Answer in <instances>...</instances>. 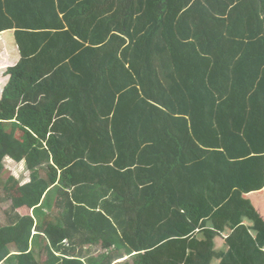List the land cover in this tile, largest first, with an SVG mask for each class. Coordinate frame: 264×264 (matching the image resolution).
Wrapping results in <instances>:
<instances>
[{
  "label": "trees",
  "instance_id": "1",
  "mask_svg": "<svg viewBox=\"0 0 264 264\" xmlns=\"http://www.w3.org/2000/svg\"><path fill=\"white\" fill-rule=\"evenodd\" d=\"M7 31L0 264H106L82 250L106 249V0H0ZM258 198L264 0H107V249L123 264H264Z\"/></svg>",
  "mask_w": 264,
  "mask_h": 264
},
{
  "label": "rangeland",
  "instance_id": "2",
  "mask_svg": "<svg viewBox=\"0 0 264 264\" xmlns=\"http://www.w3.org/2000/svg\"><path fill=\"white\" fill-rule=\"evenodd\" d=\"M6 164V163H5ZM12 171V170H11ZM1 172V170H0ZM26 172V171H25ZM24 169H22L21 166H18V168H15L12 171V174H15L17 177L18 176H22L24 175L25 177V181L28 179V174L26 173L25 175ZM2 178L0 180V184L2 185L5 181H6V176L4 173L1 174ZM1 196H4V192L3 190L0 191ZM57 195L54 191H50L47 196L45 197V199L42 200V212L47 214L49 213V208L48 206H50V209L53 208V211L56 212L58 209L55 206V203L57 202ZM12 206V202L11 201H7V202H3L0 204V225L1 226H5L6 224H8V214L7 212L9 211L10 207ZM31 215L33 217L39 218V216H37V214H35L36 212L32 209L31 210ZM118 246L107 249V255L111 254L112 252H117V250L121 251L124 253L125 257L122 260H118L115 261L113 264H123L125 262V259L128 260L129 259V255H127L126 249L125 248H121V249H117ZM83 250V256H84V261L86 263H88L90 261V259H94V260H98V261H102L104 259V257H106V249L101 248L100 246L94 244V245H84V247H82ZM38 253V252H37ZM37 258L39 259L38 254L36 255ZM2 264H8V263H2Z\"/></svg>",
  "mask_w": 264,
  "mask_h": 264
},
{
  "label": "crops",
  "instance_id": "3",
  "mask_svg": "<svg viewBox=\"0 0 264 264\" xmlns=\"http://www.w3.org/2000/svg\"><path fill=\"white\" fill-rule=\"evenodd\" d=\"M13 33L14 31L0 33V69H2V71L8 66L14 65L19 59L18 55L16 54L18 51L17 47L14 45ZM253 167L256 168L257 171L258 167L255 164ZM245 197L251 196L245 195ZM260 199L261 198H258L257 202H259Z\"/></svg>",
  "mask_w": 264,
  "mask_h": 264
},
{
  "label": "clouds",
  "instance_id": "4",
  "mask_svg": "<svg viewBox=\"0 0 264 264\" xmlns=\"http://www.w3.org/2000/svg\"><path fill=\"white\" fill-rule=\"evenodd\" d=\"M127 259V258H126ZM126 259H125V261H126ZM122 260V259H121Z\"/></svg>",
  "mask_w": 264,
  "mask_h": 264
}]
</instances>
